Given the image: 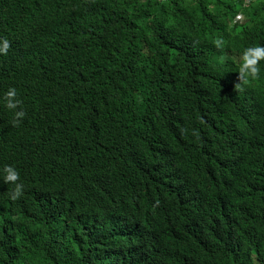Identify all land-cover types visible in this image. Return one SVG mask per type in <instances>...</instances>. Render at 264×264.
<instances>
[{"label":"trees","instance_id":"16d2710c","mask_svg":"<svg viewBox=\"0 0 264 264\" xmlns=\"http://www.w3.org/2000/svg\"><path fill=\"white\" fill-rule=\"evenodd\" d=\"M0 0V264H264V0ZM243 12L240 23L233 20ZM217 41L221 44L217 47Z\"/></svg>","mask_w":264,"mask_h":264},{"label":"clouds","instance_id":"9594fccd","mask_svg":"<svg viewBox=\"0 0 264 264\" xmlns=\"http://www.w3.org/2000/svg\"><path fill=\"white\" fill-rule=\"evenodd\" d=\"M253 1L254 0H244L243 5L247 7L252 4ZM243 19V12H239L236 14L233 22L241 23ZM216 43L217 47L221 44L220 41ZM8 49V40L0 38V55L6 54ZM261 61H264V45H253L244 48L240 53V62L237 69L239 81L249 77H255L259 71L257 65ZM0 105L11 111L13 125L20 123L25 117V111L20 107L22 105V100L18 98L17 90L14 87H9L0 94ZM0 181L12 185L11 190L8 192V198L10 200H16L22 196L24 185L22 181H20L19 172L13 165L4 164L0 166Z\"/></svg>","mask_w":264,"mask_h":264}]
</instances>
